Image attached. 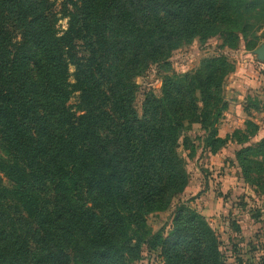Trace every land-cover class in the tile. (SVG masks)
I'll use <instances>...</instances> for the list:
<instances>
[{
    "label": "trees",
    "instance_id": "obj_1",
    "mask_svg": "<svg viewBox=\"0 0 264 264\" xmlns=\"http://www.w3.org/2000/svg\"><path fill=\"white\" fill-rule=\"evenodd\" d=\"M55 6L0 0V264H133L146 251L162 264H225L218 234L195 211L180 206L168 234L151 233L147 218L184 193L180 140L192 158L194 124L204 151L239 147L240 179L263 196L264 137L252 111L264 112V101L248 96L244 128L222 138L234 65L217 54L178 74L170 59L213 38L221 50L241 40L254 50L248 39L264 29V0ZM153 67L160 94L147 91L139 113L137 80Z\"/></svg>",
    "mask_w": 264,
    "mask_h": 264
},
{
    "label": "rangeland",
    "instance_id": "obj_2",
    "mask_svg": "<svg viewBox=\"0 0 264 264\" xmlns=\"http://www.w3.org/2000/svg\"><path fill=\"white\" fill-rule=\"evenodd\" d=\"M61 5V0H56L55 9ZM59 30L67 29V20L58 23ZM263 31L256 33L248 40L256 42L258 46L253 50L247 48V43L241 40L237 49L219 47L222 41L211 39L208 43L201 45L198 40L192 45L176 50L171 59L174 72L186 74L200 69L202 62L208 57L224 54L228 61L234 65L235 71L227 76L224 83V97L228 102V109L218 125L219 136L224 138L232 134L233 127L227 130V113L229 114L230 102L238 103L248 95L253 98L264 100V67L255 60L250 73H241L244 57L243 50L255 52L259 47V40L263 38ZM74 67H70V73H74ZM249 74V82H241L243 95L239 96L238 76L233 74ZM72 81V79H71ZM235 81H237L235 83ZM139 91L137 94L136 108L142 112V100L144 94L152 90L160 94L162 78L155 67L143 77L138 78ZM240 85V84H239ZM78 101V93L75 94L69 105L74 106ZM233 106V105H231ZM246 116V115H245ZM259 119V115L255 116ZM261 118V117H260ZM226 128V131H225ZM238 129V128H236ZM195 142L196 153L190 158L189 151H186L180 140V149L186 162V171L189 176L188 185L184 193L178 195L167 212H160L150 215L147 218L148 228L151 233H156L161 228L166 229V234L171 231L173 218L180 206L195 211L203 216L210 226L215 230L221 240V251L225 255V264H262L264 261V195L256 196L252 187L240 179L241 171L235 160V152L239 147L235 144L222 149L217 154H211L203 150V144L198 137H204L205 133L199 124L192 125L186 133ZM258 141V140H257ZM6 185L11 186L10 181L4 174ZM133 264H162L158 254L144 253V258Z\"/></svg>",
    "mask_w": 264,
    "mask_h": 264
},
{
    "label": "crops",
    "instance_id": "obj_3",
    "mask_svg": "<svg viewBox=\"0 0 264 264\" xmlns=\"http://www.w3.org/2000/svg\"><path fill=\"white\" fill-rule=\"evenodd\" d=\"M264 44V31H263V38L261 39V42L259 43V47L257 48V50L260 48V46ZM255 52H249V51H246V50H243L241 52V55L242 57H244L243 59V63H242V70L240 71L241 73H244L246 71V68H247V72L250 73V69L254 66L253 63L255 60L259 61L258 64L260 66H263L264 67V59L261 58L260 54L258 55ZM246 72V75L247 77H244V74H238V73H235L232 75V77H237V80H238V89L239 90H236L237 91V94L239 96H242L243 95V88L241 87V82H244L242 80L243 79H246L245 81H247V83L249 82V74H247ZM239 75L242 77L240 78ZM237 81H235L236 83ZM240 84V85H239ZM249 96V95H248ZM247 96V97H248ZM247 97L244 99V100H240L238 103L236 102H230L231 105H229V114L227 113V119H226V123H227V130L229 129V133L231 132L230 131V128L233 127V129H243L244 128V124L246 122V120L249 118L247 117V115L245 114L244 112V108H245V104H246V99ZM229 100H227L228 102ZM264 101V100H263ZM229 103V102H228ZM252 114H253V120H255L257 122V124H259L260 126V131H259V139L263 138L264 137V112H256V111H252ZM246 115V116H245ZM256 115H259V119H257L255 116ZM261 117V118H260ZM225 131H226V128H225Z\"/></svg>",
    "mask_w": 264,
    "mask_h": 264
},
{
    "label": "water",
    "instance_id": "obj_4",
    "mask_svg": "<svg viewBox=\"0 0 264 264\" xmlns=\"http://www.w3.org/2000/svg\"><path fill=\"white\" fill-rule=\"evenodd\" d=\"M256 53H257L258 55L260 54L261 58L264 59V44H262V45L260 46V48L256 51Z\"/></svg>",
    "mask_w": 264,
    "mask_h": 264
}]
</instances>
